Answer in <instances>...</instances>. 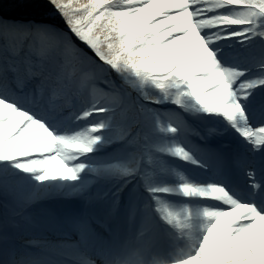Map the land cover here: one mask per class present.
I'll list each match as a JSON object with an SVG mask.
<instances>
[{"label":"snow or ice","instance_id":"snow-or-ice-1","mask_svg":"<svg viewBox=\"0 0 264 264\" xmlns=\"http://www.w3.org/2000/svg\"><path fill=\"white\" fill-rule=\"evenodd\" d=\"M166 229L174 264H264V0H0V264Z\"/></svg>","mask_w":264,"mask_h":264},{"label":"rangeland","instance_id":"rangeland-1","mask_svg":"<svg viewBox=\"0 0 264 264\" xmlns=\"http://www.w3.org/2000/svg\"><path fill=\"white\" fill-rule=\"evenodd\" d=\"M166 199H172L173 203L176 205V210L180 211V204L181 202L178 199L175 198H166ZM192 225V230L194 231L196 226L199 225L200 220L199 217L196 215H193L191 219L188 221ZM172 233V245L173 247L170 250H166V253L164 254V260H167V257H171L170 264H173V256L177 251H179L185 244L187 240V234L188 229L184 230H177V229H166ZM161 252V251H160Z\"/></svg>","mask_w":264,"mask_h":264},{"label":"bare ground","instance_id":"bare-ground-1","mask_svg":"<svg viewBox=\"0 0 264 264\" xmlns=\"http://www.w3.org/2000/svg\"><path fill=\"white\" fill-rule=\"evenodd\" d=\"M38 241V240H37ZM41 241V240H40Z\"/></svg>","mask_w":264,"mask_h":264}]
</instances>
